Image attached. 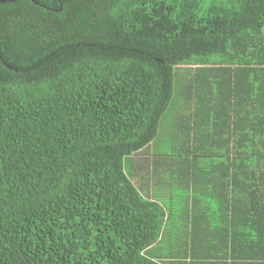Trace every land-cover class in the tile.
<instances>
[{"label": "trees", "instance_id": "obj_1", "mask_svg": "<svg viewBox=\"0 0 264 264\" xmlns=\"http://www.w3.org/2000/svg\"><path fill=\"white\" fill-rule=\"evenodd\" d=\"M0 264H264V0H0Z\"/></svg>", "mask_w": 264, "mask_h": 264}, {"label": "crops", "instance_id": "obj_2", "mask_svg": "<svg viewBox=\"0 0 264 264\" xmlns=\"http://www.w3.org/2000/svg\"><path fill=\"white\" fill-rule=\"evenodd\" d=\"M177 164H178V166L182 167V166H185L187 163L180 160Z\"/></svg>", "mask_w": 264, "mask_h": 264}]
</instances>
